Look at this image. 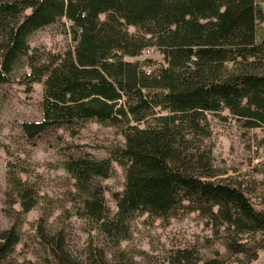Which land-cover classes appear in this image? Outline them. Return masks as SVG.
Segmentation results:
<instances>
[{"label": "trees", "instance_id": "obj_1", "mask_svg": "<svg viewBox=\"0 0 264 264\" xmlns=\"http://www.w3.org/2000/svg\"><path fill=\"white\" fill-rule=\"evenodd\" d=\"M62 17L72 22L66 49L31 44L36 30ZM18 67L26 91L43 84L42 117L21 122L28 142L58 127L75 132L87 120L113 125L124 141L104 156L69 146L61 166L73 183L55 216L38 169L9 157L3 210L12 223L0 228V264H223L227 255L250 264L259 257L264 166L244 178L228 174L216 163L212 136L217 123L264 130V0H0V84ZM115 164L124 183L109 191L104 180ZM38 204L27 231L25 214ZM193 212L212 234L152 250L122 245L141 221L149 227ZM20 242L30 255L23 259L15 253Z\"/></svg>", "mask_w": 264, "mask_h": 264}, {"label": "rangeland", "instance_id": "obj_2", "mask_svg": "<svg viewBox=\"0 0 264 264\" xmlns=\"http://www.w3.org/2000/svg\"><path fill=\"white\" fill-rule=\"evenodd\" d=\"M71 24V20L62 17L60 20L36 30L31 36L30 42L32 45L64 50L74 42L70 32ZM145 54L162 59V54L158 50L148 49ZM22 72V67H18L13 70L8 82L0 84V228L7 227L12 223V219L3 210L6 191L9 187L7 179L9 157L16 159L20 156L27 160L26 163L38 169L43 178V192H46L45 194L51 198L54 208L53 216H55L63 210L60 207V199L64 196V189L68 185L72 187L73 183V179L61 166V160L66 157L67 152L79 144L78 147L81 145L85 150L91 151L97 156H104L107 154L108 148L106 147L124 141V136L113 125L104 124L98 120H87L79 124L75 128V132L66 127H58L40 136L35 143L28 142L21 122L42 117L43 84L35 83L31 91H26V87L21 81ZM212 139L216 163L229 169L228 174H236L240 178H244L243 173L253 172V165L264 166V145H261L264 140V130L261 128L244 132L236 123L228 126L217 123ZM69 146L73 148H69ZM104 181L109 191L121 188L124 183L122 167L115 164L111 176L105 178ZM109 191V202L111 206H114V200ZM66 205L69 209L73 206L70 202H67ZM40 213V204L26 213L25 221L22 224L23 229L31 230L32 222L39 217ZM72 223L75 233L82 235L79 220L72 218ZM145 225H147L146 222H139L134 238L123 242L122 245L152 250L154 246L166 245L168 247L174 240L184 239L186 235L191 238L197 232L212 234L211 230L205 229L204 220L199 217L197 212L171 218L169 221L157 220L149 227ZM22 245V242L17 245L15 253L18 258L23 259L30 255L22 248ZM219 246L222 253L225 254L224 245L220 244ZM243 263L244 261H240L238 256L227 255L226 258L224 257L223 264ZM250 264H264V250Z\"/></svg>", "mask_w": 264, "mask_h": 264}]
</instances>
